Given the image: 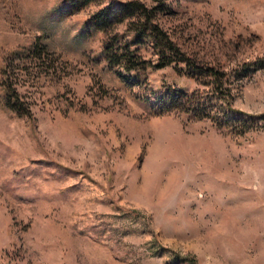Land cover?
I'll return each instance as SVG.
<instances>
[{"label": "rangeland", "instance_id": "1", "mask_svg": "<svg viewBox=\"0 0 264 264\" xmlns=\"http://www.w3.org/2000/svg\"><path fill=\"white\" fill-rule=\"evenodd\" d=\"M125 1L0 0V264H264V0H139L227 73L246 124L225 100L216 120L163 108L206 79L154 67L147 39L130 44L143 69L107 65L103 39L128 42L126 23L85 22Z\"/></svg>", "mask_w": 264, "mask_h": 264}, {"label": "trees", "instance_id": "2", "mask_svg": "<svg viewBox=\"0 0 264 264\" xmlns=\"http://www.w3.org/2000/svg\"><path fill=\"white\" fill-rule=\"evenodd\" d=\"M66 14H73L95 0H66ZM157 6L149 7L139 0H128L120 3L117 7L105 6L92 14L85 22L86 27L94 28L103 32L114 29V26L120 23H126V32L129 36L128 42L117 41V36H109L102 43V54L109 67H120L127 71L143 69V61L136 48L130 44L138 43L142 38L147 39L154 53L157 55V63L154 67H165L172 64L181 63L188 70L187 73L200 79H206L203 82L206 91L203 93L193 92L185 93L180 89H167L162 93L160 101L162 107L166 110L176 109L189 112L195 117H211L215 120L223 114L230 118H236L243 124L255 118V115L242 114L229 107L227 98L230 90L227 86V73L214 66H199L194 60L188 58L184 52L169 37L168 33L156 22L155 15ZM130 42V43H129ZM36 43H34V48ZM44 48V45H43ZM140 63H136V61ZM9 91V90H7ZM196 94V95H195ZM6 104L10 109L28 114L29 110L18 104V93L10 90L6 95ZM219 100L226 101L228 107L220 114H213L215 104Z\"/></svg>", "mask_w": 264, "mask_h": 264}]
</instances>
